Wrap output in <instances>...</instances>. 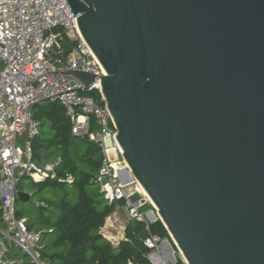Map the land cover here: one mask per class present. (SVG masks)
<instances>
[{"label": "water", "instance_id": "water-1", "mask_svg": "<svg viewBox=\"0 0 264 264\" xmlns=\"http://www.w3.org/2000/svg\"><path fill=\"white\" fill-rule=\"evenodd\" d=\"M66 2L170 262L264 264V0Z\"/></svg>", "mask_w": 264, "mask_h": 264}, {"label": "built area", "instance_id": "built-area-1", "mask_svg": "<svg viewBox=\"0 0 264 264\" xmlns=\"http://www.w3.org/2000/svg\"><path fill=\"white\" fill-rule=\"evenodd\" d=\"M64 35L77 43L66 55L61 44ZM67 68L104 73L66 0H0V264H53L43 251L45 230L31 229L16 209L21 178L29 177L35 182L54 179L62 162L58 158L52 163H40L34 157V140L41 130L33 108L44 101L60 102L72 120V133L101 147L103 161L94 181L108 204L124 200L129 220L147 225L156 215L139 183L130 179L99 79L85 91L80 81L60 72ZM92 90L99 91L100 100L88 93ZM65 180L73 181V177L69 175ZM148 203L153 208L143 210ZM101 233L114 244L116 237L108 228ZM124 238L121 236V240ZM144 244L150 249V264H172L167 258L170 253L179 254L187 263L171 237L150 234ZM128 264L136 263L130 260Z\"/></svg>", "mask_w": 264, "mask_h": 264}, {"label": "trees", "instance_id": "trees-1", "mask_svg": "<svg viewBox=\"0 0 264 264\" xmlns=\"http://www.w3.org/2000/svg\"><path fill=\"white\" fill-rule=\"evenodd\" d=\"M61 44L66 55L77 43L64 35ZM88 93L97 100L101 99L98 90ZM33 117L39 122L40 130L45 125L50 128L49 135L44 136L40 131L34 140L35 159L40 163L46 158L49 162L45 163L62 159L56 178L33 181L42 188L61 190L56 200H44L45 206H39L41 216L37 221L28 220L31 229L39 226L45 230V256L53 264H128L130 260L136 264H150L147 257L150 249L144 240L150 234L170 239L161 220L157 219L148 225L142 221L129 220L124 231L125 238L117 245L105 238L101 230L106 219L125 201L108 204L100 191V185L94 181L103 161L101 147L88 138L72 133V120L60 102L44 101L36 104ZM94 127L93 122L91 131ZM69 175L73 181L65 180ZM146 208L153 207L146 204L143 209Z\"/></svg>", "mask_w": 264, "mask_h": 264}, {"label": "rangeland", "instance_id": "rangeland-1", "mask_svg": "<svg viewBox=\"0 0 264 264\" xmlns=\"http://www.w3.org/2000/svg\"><path fill=\"white\" fill-rule=\"evenodd\" d=\"M41 131H42L44 136L50 134V128L48 125L43 126L41 128ZM42 162L43 163L49 162V159L46 158ZM18 188L21 191L28 192L31 195V198L29 201H23L19 198L17 199V201H16L17 214L20 217H24L27 220H32V221H37L41 216L40 215L41 214L40 208L35 205L36 202L44 201V200L49 201L51 199L56 200L58 195H61L60 189L53 190L49 187L42 188L40 185L33 183V180L29 177L21 178L19 185H18ZM47 213L48 212H46V214ZM115 219H117V222H115ZM107 221H109L108 225H104L103 229L105 230V227L108 228L111 235L116 237L114 240V245L115 244L117 245L118 242L121 241V236L124 235V228L126 227L127 223L129 222V216L125 210L124 205H120L106 219V223H107ZM110 223H113L114 226H110ZM36 229L42 230V228H40L39 226ZM46 242H47V240L45 239L43 241V244L46 245Z\"/></svg>", "mask_w": 264, "mask_h": 264}, {"label": "bare ground", "instance_id": "bare-ground-1", "mask_svg": "<svg viewBox=\"0 0 264 264\" xmlns=\"http://www.w3.org/2000/svg\"><path fill=\"white\" fill-rule=\"evenodd\" d=\"M139 185H140V184H139ZM140 189H141L142 193H143L145 196H147V198L149 199V201L153 204V201L151 200V198L149 197V195L146 193V191L141 187V185H140Z\"/></svg>", "mask_w": 264, "mask_h": 264}, {"label": "crops", "instance_id": "crops-1", "mask_svg": "<svg viewBox=\"0 0 264 264\" xmlns=\"http://www.w3.org/2000/svg\"><path fill=\"white\" fill-rule=\"evenodd\" d=\"M152 208H146V209H143V210H146V211H149V210H151ZM104 231V229H102V231L101 232H103Z\"/></svg>", "mask_w": 264, "mask_h": 264}]
</instances>
